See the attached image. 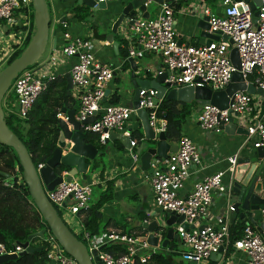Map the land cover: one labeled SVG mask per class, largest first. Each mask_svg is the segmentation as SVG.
Instances as JSON below:
<instances>
[{
	"label": "built area",
	"instance_id": "1",
	"mask_svg": "<svg viewBox=\"0 0 264 264\" xmlns=\"http://www.w3.org/2000/svg\"><path fill=\"white\" fill-rule=\"evenodd\" d=\"M95 1L96 4L106 5L121 2ZM252 1L246 3L243 0H215V11L206 6L204 0H198L189 6L188 10L192 15L208 19L207 33L218 37V40H212L209 44L190 46L179 43L174 28L175 12L164 1L158 5L159 10L154 18L126 19L120 25L118 35L126 42L128 59L140 60L144 54H153L161 59V66L155 74L165 75L164 84L168 85L169 89L207 88L212 92H219L230 84L232 74L237 72L246 85L251 84L255 89L264 91V0H258V16L255 20L249 7ZM181 12L183 10L179 11ZM31 14L30 0H0V22L19 34L20 47L28 32L33 31ZM59 25L62 29H67L65 23L59 22ZM62 37V46L54 51L47 61L27 69L13 81L11 91L15 100L10 106L6 103L5 105L8 109H16L17 118L26 119L37 99L55 79V70L64 60H74L69 71L70 96L78 102L74 119L82 123L95 113V121L82 125L81 131L96 135L98 143L104 146L109 139V133L121 134L127 131L128 124L134 117V110L122 104H102L104 98L106 102L109 98V95L105 97L104 94L117 69L96 60L89 40L72 37L68 32H64ZM224 37L226 39H223ZM232 49H235L238 55V70L232 66L229 59ZM145 72L150 70L146 69ZM155 94L153 90H141L138 95V109L147 112L149 127L157 135L164 132L165 123L160 121L161 124L158 125ZM258 104L254 96L246 92L234 93L225 110L203 103L196 118L197 127L202 132L219 133V127L228 125L233 118L240 127L246 128L248 139L258 138L254 148L264 147V120L251 118L258 111ZM57 119L66 121L61 113L57 115ZM136 146V142L131 140L130 148ZM176 146L177 151L168 153L166 160L154 159L151 162V168L154 170L149 177L152 202L161 214L183 216V223L193 226L191 229H185L181 224H175L174 229L185 247L183 260L199 264L217 255L220 248L221 253L227 249L234 209L228 206L223 215L209 221L212 194H227V185L223 182L225 173L204 177L186 193L185 186L190 177L189 168L192 165H200V156L195 145L187 137H181ZM131 158L134 162L138 161V155L135 153L131 154ZM236 161V156L228 159L229 169ZM43 166L38 165L37 168ZM67 174V171H63L60 174L61 183L53 190L45 192L47 200L63 221L67 216H78L89 208L92 187L96 184L80 183L76 179L66 182ZM72 233L82 238L90 256L93 251L96 252L101 264H154L152 257L155 253L142 242L141 238L144 236L108 231L90 237L82 227ZM42 241L47 246L51 264H76L62 251L49 232L44 234ZM107 244L121 245L126 253L115 258L102 251ZM232 249L245 254L249 264H264V241L251 225H245L241 237L232 244ZM22 252L18 245L13 246L12 250H6L0 245V256L18 255Z\"/></svg>",
	"mask_w": 264,
	"mask_h": 264
},
{
	"label": "water",
	"instance_id": "2",
	"mask_svg": "<svg viewBox=\"0 0 264 264\" xmlns=\"http://www.w3.org/2000/svg\"><path fill=\"white\" fill-rule=\"evenodd\" d=\"M243 1L248 3L249 0ZM162 2L163 0H129L124 4L120 15L112 23L109 33L105 36V42L111 45L116 56H118L119 44L114 38L118 34L120 25L128 18H149V7L151 5H160ZM30 4L33 12V32L30 42L24 52L0 72V146L7 147L16 154L22 170L23 182L33 206L46 225V229L29 236L26 243L19 245L23 250L22 253L0 256V264L43 250V247H31L29 242L33 238L43 239L46 232L50 233L63 252L72 258L76 264H101L96 252L93 251L90 256L85 244L79 241L67 227L45 195V192L53 190L55 186L61 183L60 172L62 170L68 173L65 178L66 182L85 177L91 163L95 161L96 157L102 155L93 145L85 142V134L81 131L82 125H89L95 121V113L84 122L79 123L74 119L78 106H74L71 110L65 108L61 110L60 113L65 116L66 121L58 119L59 137L56 149L42 168L35 167L24 145L6 125L5 114L2 110L3 99L19 74L37 65L48 44L51 23L49 6L46 0H30ZM77 5L86 6L95 12L106 11L108 8L105 3L96 4L95 0H77ZM258 6V0H253L249 3L250 10L253 13V20L258 16L256 12ZM207 21V18L200 20L198 29L201 30L200 37H204L206 44H209L212 40H218V37L207 33L209 29ZM223 39L226 38L224 37ZM229 59L232 66L238 70L239 60L235 49L230 51ZM128 64L131 67L129 78L133 90L130 106L134 110V117L140 124L142 139L138 145L140 148H145V151L139 157L140 170L147 177H151L154 172L151 168L152 160H166L168 153L177 151V146L170 145L165 141L164 132L155 135L149 127L147 112L138 109V95L141 90H153L156 92L154 98L156 106L162 100H165L176 101L181 104L196 103L199 106L203 103H209L219 110L227 109L229 100L234 93L246 92L262 99L260 117L264 115V91L259 88L255 89L251 84L246 85L237 72L232 74L230 84L219 92H212L207 88L193 89L183 87L169 89V86L164 84V74L157 75L152 80H140L135 76L136 66L134 60L128 59ZM65 80V92L66 96L69 97L71 90L69 74L65 76ZM109 94V90H106L104 95L107 97ZM105 102L106 99L104 98L102 104H105ZM234 122L235 120L231 118L228 125L219 127V131L227 134H232L231 132L233 131L238 134H247L245 129L238 128ZM113 142H119L124 149L130 150V131H125L121 134L109 133V139L105 142V145ZM63 152L65 153L63 154ZM261 161L263 162L260 164ZM263 169L264 148L260 147L255 148L253 152H247L237 159L235 165L228 169L225 174L228 180L226 195L229 202L232 203L233 215L242 222H253V215L256 212H264V179L261 178ZM153 217V221L141 224V230L146 234L141 240L152 250H165L168 244L173 241L180 243V239L174 229L175 224H181L185 229L193 228V226L183 223V216L177 217L174 214H170L165 218L154 214ZM262 239L264 241V230ZM221 252L222 248L219 249L217 255L211 256L207 261L199 264H207L209 261L218 259Z\"/></svg>",
	"mask_w": 264,
	"mask_h": 264
},
{
	"label": "crops",
	"instance_id": "3",
	"mask_svg": "<svg viewBox=\"0 0 264 264\" xmlns=\"http://www.w3.org/2000/svg\"><path fill=\"white\" fill-rule=\"evenodd\" d=\"M128 1L129 0H121V2L109 3L107 5L109 11L107 8L106 12H101L102 14L100 18L97 19L95 27L90 23H78L72 17V11L77 5V0H65L64 2L59 0H48L51 15L50 26L52 25L53 29L49 32L48 38L49 55L42 62L47 61L54 51L60 49L63 44L62 34L64 32H68L72 37L89 40L91 45L92 41H97L99 43L98 48L92 45V52L96 60L117 69L113 81L108 86L110 92L109 97L116 93L119 104L131 107L133 93L129 78L131 67L129 65L128 70L125 72L120 71L119 68L122 62L119 60L118 56L114 54L111 45L99 38L109 33V27H111L112 23L120 15L124 4ZM197 1L198 0H188L187 4L182 5L178 10L174 11L176 39L181 44L198 46L206 43L205 38L200 37L201 30L198 29L199 21L203 18L201 19L198 16L192 15L188 10V7L195 4ZM204 1L206 6H209L212 10L215 9V0ZM158 10L159 7L154 9L153 13L148 10L149 18H154ZM181 10H183V12L179 13ZM59 22L65 23L67 29L63 30ZM117 36L121 39L120 35L117 34ZM20 42L21 37L19 34H16L15 31L5 27V24L0 22V64L20 48ZM73 62L74 60H64L54 72L56 77L60 76L65 78V76L69 74ZM134 63L136 66V78L140 80H152L156 76L155 72L161 66V59L153 54H144L142 59L135 60ZM146 69H149L150 72H145ZM68 98L71 99L72 102L68 104L67 110H71L74 106H78V102L75 99L71 96ZM254 98L259 103V108L251 118L263 121L264 115L260 117L262 99L256 95H254ZM200 107L201 106H197L194 109L196 116H193V112L190 118L183 124L182 128V135L192 141L200 156V165H192L189 168L190 177L185 186L186 193L191 191L193 185L201 181L204 177L220 172L226 174L227 170L230 168L228 162L229 158L236 156L237 159H239L247 152H253L255 150L254 144L258 143L257 137L248 139L247 134H238L236 131L231 132L232 134H227L223 131L219 133L200 131L196 124V118ZM234 123L237 124L238 128H243L246 131V128L240 127L237 122ZM160 124L159 120L158 125ZM127 131H130V133H137L138 131L141 134L139 121L135 117L131 118ZM138 144L135 148H131L130 150L124 149L119 142L106 144L103 154L100 157H96L95 161L91 163L87 175L76 179L78 182L83 179L84 182L81 183L85 184L96 183L95 187H100L102 189V192H99V195L95 198L92 197L93 194L91 195L89 207L95 205L101 199L103 189H105L107 183H111L112 185L113 189L110 192L109 200L105 202L99 210L102 216V227L99 228V235L108 231L120 232L124 230L125 232H131L141 229V224L144 221L151 222L154 220V214L160 217H168L167 215L161 214L153 205L149 177L145 176L140 170L139 163V157L145 151V148H140ZM133 153L138 155L137 162H134L131 158V154ZM262 162L263 161H261L260 164ZM261 178L264 179V169ZM223 182L225 185L228 184L226 175ZM107 194L106 192L104 195ZM228 206H232V203L229 202L227 195L214 192L212 194V204L209 210V221L211 222L216 216L223 215ZM65 219H70L73 224L79 228L82 227L83 231L87 233L84 230V222L81 216L69 215ZM231 220L233 224L242 222L235 216H232ZM252 220L253 222L245 221L243 223L244 225H251L262 237L264 230V214L262 212H256ZM145 235L144 233L143 236ZM151 251L158 256L170 257L169 260L173 264H191L185 262L182 258L185 247L181 242L177 243L173 241L168 244L165 250ZM207 264H249V259L241 252L233 249L227 252V249H225L218 259L209 261Z\"/></svg>",
	"mask_w": 264,
	"mask_h": 264
},
{
	"label": "trees",
	"instance_id": "4",
	"mask_svg": "<svg viewBox=\"0 0 264 264\" xmlns=\"http://www.w3.org/2000/svg\"><path fill=\"white\" fill-rule=\"evenodd\" d=\"M59 1L64 2L65 0ZM163 1L171 7L173 11H176L182 5L187 4L188 0ZM92 14L93 11L83 5H76L72 11V17L78 23H88L93 17ZM31 18L33 20L32 16ZM31 23H33V21ZM32 32L33 31L31 30L28 32L21 47L7 59L6 66L24 52L30 42ZM99 38L100 40L105 41V35H102ZM114 39L119 43L118 58L122 62L119 69L120 71L125 72L129 68L126 42L120 39L117 35ZM65 88V78L60 76L55 77V79L48 85L46 91L37 99L26 119L22 120L16 118L14 115L5 117L8 129L24 145L35 167L46 164L56 149L59 137L57 115L63 108L67 109L68 104L72 102L71 99L66 96ZM9 92L5 96V103L7 106H10L15 100L13 92L11 90ZM107 104H119L116 93L108 98L105 105ZM197 106L196 103L181 104L176 101L165 100H162L159 103L156 109V118L165 123L164 137L168 144L176 145L180 138L183 137V124L190 118ZM84 134L85 142L93 145L103 154L105 145L101 146L98 143V137L91 133ZM130 136L132 142H136V144L142 139V136L138 131L137 133H130ZM62 172L63 170L60 174ZM112 189L111 183H107L105 189H103L101 199L95 205L79 214V216L83 218L84 230L90 237L99 236V228L102 227V216L99 210L105 202L109 200ZM106 192L108 194L104 195ZM244 227L245 225L243 222L232 224L230 226L227 252L232 249L234 241L241 237ZM42 229H46V225L33 206L32 200L22 179V170L19 166L16 154L11 149L0 146V245L6 250H12L13 246H19L26 243L29 236ZM120 233L135 236L144 235V232L141 229L131 232L121 230ZM76 238L85 244L82 238L78 236H76ZM29 245L33 248L43 247L44 249L33 254H26L14 261H7L4 264H51L48 257L47 246L43 241L39 240V238H33L29 242ZM102 251L115 258L121 257L126 253L125 248L118 244H107L102 248ZM169 259L170 257L154 255L152 257V263L173 264Z\"/></svg>",
	"mask_w": 264,
	"mask_h": 264
},
{
	"label": "rangeland",
	"instance_id": "5",
	"mask_svg": "<svg viewBox=\"0 0 264 264\" xmlns=\"http://www.w3.org/2000/svg\"><path fill=\"white\" fill-rule=\"evenodd\" d=\"M46 2H47V4H48V6H49V2H48V0H46ZM158 7V5H151L150 7H149V11L150 12H154V9H156ZM110 8H111V6H110ZM108 11H109V8H108ZM213 11H215V9H213ZM101 12H104V11H93V14H92V18L89 20V22L88 23H90V24H93L95 27H96V21H97V19H99L100 18V16H101ZM106 12V11H105ZM32 17H33V12H32V15H31ZM31 16H30V20H32V18H31ZM33 21V20H32ZM4 24V23H3ZM5 27H7L6 25H5ZM53 29V27H52V25L49 27V32L51 31ZM92 45L93 46H95L96 48H98L99 47V43L97 42V41H92ZM48 55H49V44H47V47H46V49H45V51H44V53L42 54V56H41V58H40V60L37 62V64L38 63H41L43 60H45L47 57H48ZM50 58V57H49ZM48 58V59H49ZM6 64H7V59L6 60H4V62L2 61V63L0 64V72L6 67ZM32 68V67H31ZM10 90H11V88H10ZM9 90V91H10ZM8 91V92H9ZM10 93V92H9ZM40 100V99H39ZM38 100V101H39ZM9 105H10V103H9ZM199 106V105H198ZM2 110H3V112H4V114H5V117H8L9 115H14L15 117H16V109H8L7 107H6V105H5V98L3 99V101H2ZM193 116H196V113L194 112L193 113ZM17 118V117H16ZM81 182H84V180L83 179H81L80 180V183ZM99 192H102V189L101 188H99V187H92V194H93V198H95L96 196H98L99 195ZM92 198V199H93ZM64 222H65V224L68 226V228L71 230V231H73L74 233H76V231H77V229L79 228L78 226H76L75 224H73V222L70 220V219H64ZM39 240H41L42 241V239H39ZM63 251V250H62ZM179 259V258H178Z\"/></svg>",
	"mask_w": 264,
	"mask_h": 264
}]
</instances>
